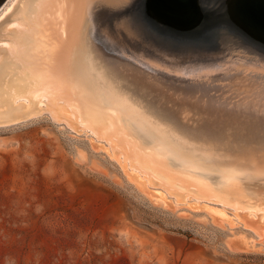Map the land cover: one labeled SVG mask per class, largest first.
Listing matches in <instances>:
<instances>
[{
  "label": "water",
  "instance_id": "water-1",
  "mask_svg": "<svg viewBox=\"0 0 264 264\" xmlns=\"http://www.w3.org/2000/svg\"><path fill=\"white\" fill-rule=\"evenodd\" d=\"M0 42V124L47 112L88 129L151 204L234 226L218 208L173 205L126 161L177 203L233 208L258 240L230 250L264 252V0H16Z\"/></svg>",
  "mask_w": 264,
  "mask_h": 264
},
{
  "label": "rangeland",
  "instance_id": "rangeland-1",
  "mask_svg": "<svg viewBox=\"0 0 264 264\" xmlns=\"http://www.w3.org/2000/svg\"><path fill=\"white\" fill-rule=\"evenodd\" d=\"M87 138L47 112L0 124V264H264L228 247L252 231L151 204Z\"/></svg>",
  "mask_w": 264,
  "mask_h": 264
},
{
  "label": "bare ground",
  "instance_id": "bare-ground-1",
  "mask_svg": "<svg viewBox=\"0 0 264 264\" xmlns=\"http://www.w3.org/2000/svg\"><path fill=\"white\" fill-rule=\"evenodd\" d=\"M16 0H8L4 5H2V8H1V10H0V17L12 6V4L15 2ZM0 49H2V50H4L6 53H8L7 52V47H6V44L5 43H3V42H0ZM41 114V113H40ZM50 116V115H49ZM30 118V117H29ZM27 119V118H26ZM24 120V119H23ZM13 123V122H12ZM6 124H8V123H6ZM66 125V124H65ZM77 131H79V132H84V133H86L87 134V136H89V138L94 142V143H99V144H102L105 148H107L108 149V152H109V155H110V157H112V151H111V149L109 148V146H108V144L105 142V141H103V140H98L94 135H93V133L90 131V130H88V129H77ZM103 151V150H102ZM107 156H108V158L110 159V157H109V155L105 152V151H103ZM111 160V159H110ZM113 162H115L116 164H117V166L119 167V169L122 171V169L120 168V166H119V164L115 161V160H112ZM125 168H126V170L128 171V172H133V173H136L137 175H138V177L142 180V181H144V184H145V186H146V188L147 189H149V190H154V191H160L163 195H164V197L166 198V199H168V200H170L171 201V203L173 204V205H182V206H185V205H187V204H189V203H191V202H193V203H197L198 205H200V204H206V205H208V206H210V207H214V208H218L219 210H221L224 214H226L232 221H233V223H237V224H239V225H241L242 227H244L243 226V224L237 219V217L235 216V214H234V209L233 208H230V207H227V206H224V205H220V204H214V203H209V202H206V201H203V200H197V199H194V198H191V199H189V198H185V202L184 203H177L176 202V200L173 198V197H171V196H168L167 195V193L165 192V191H163L161 188H158V187H150L149 185H148V182H147V180L145 179V177L140 173V172H138L137 170H135V169H133V168H131L130 166H129V162L128 161H126L125 162ZM122 173L124 174V172L122 171ZM125 175V174H124ZM126 176V175H125ZM126 178H127V176H126ZM128 179V178H127ZM129 180V179H128ZM130 181V180H129ZM131 182V181H130ZM132 183V182H131ZM133 184V183H132ZM134 185V184H133ZM136 187V186H135ZM137 188V187H136ZM138 189V188H137ZM139 190V189H138ZM140 191V190H139ZM143 193V192H142ZM144 194V193H143ZM152 200H155V201H158V202H161V203H163L162 201H160V200H158V199H156V198H151ZM164 204V203H163ZM230 213V214H229ZM245 228V227H244ZM247 229V228H246ZM249 230V229H248ZM250 231H252V230H250ZM253 232V231H252ZM254 233V232H253ZM255 234V233H254ZM256 235V234H255ZM257 236V235H256Z\"/></svg>",
  "mask_w": 264,
  "mask_h": 264
},
{
  "label": "flooded vegetation",
  "instance_id": "flooded-vegetation-1",
  "mask_svg": "<svg viewBox=\"0 0 264 264\" xmlns=\"http://www.w3.org/2000/svg\"><path fill=\"white\" fill-rule=\"evenodd\" d=\"M213 78H216V76H212ZM137 83H140V82H137ZM211 108H215L213 105H211V104H209V105H205V108L204 109H202L201 108V110L202 111H209V112H213V113H217L216 115H219V114H221L220 112H216V111H213V110H211ZM222 109V108H221ZM219 116H221V115H219ZM222 118H226L227 116L226 115H223L222 114ZM229 117H231V119H234V120H237V122L238 123H236V125H237V127H233L234 129H243V130H245V129H247V128H249V123H250V121H252V120H248L247 121V119L246 118H240V116L239 115H237V114H232V115H230ZM241 120H243V121H241ZM232 122H233V120H231ZM241 121V122H240ZM234 123V122H233ZM231 124H228V125H224V126H230ZM210 129L211 128H208V131H210ZM220 129V128H219ZM218 129H216V130H214V131H217ZM219 131V130H218ZM217 131V132H218ZM210 132H212V131H210ZM214 133H216V132H214Z\"/></svg>",
  "mask_w": 264,
  "mask_h": 264
}]
</instances>
